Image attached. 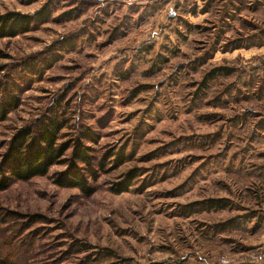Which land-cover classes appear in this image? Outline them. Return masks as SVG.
I'll list each match as a JSON object with an SVG mask.
<instances>
[{"label": "rangeland", "instance_id": "rangeland-1", "mask_svg": "<svg viewBox=\"0 0 264 264\" xmlns=\"http://www.w3.org/2000/svg\"><path fill=\"white\" fill-rule=\"evenodd\" d=\"M45 9L0 38V101L20 100L0 160L59 108L61 142L91 130L105 167L90 196L55 183L67 164L0 190V264H264V0H0V16ZM221 66L233 73L206 78ZM212 198L230 204L187 213ZM249 213L259 226L219 230Z\"/></svg>", "mask_w": 264, "mask_h": 264}, {"label": "trees", "instance_id": "trees-1", "mask_svg": "<svg viewBox=\"0 0 264 264\" xmlns=\"http://www.w3.org/2000/svg\"><path fill=\"white\" fill-rule=\"evenodd\" d=\"M49 17L50 13L46 9L35 15L19 13L1 15L0 38H13L25 34L31 31L36 23H44ZM74 43L72 39L61 41L63 48L72 47ZM57 57L48 58L49 60H45L40 65L38 62L28 64L25 70L39 74L41 67H50L51 61H56ZM232 71L233 68L221 66L218 70L206 76V78H214L217 75L229 76L233 73ZM239 72L241 73V70ZM11 91L15 94L14 90ZM19 105L20 100L16 97V94L9 95L6 100L0 101V120H5L10 111L17 109ZM60 105L58 104V106ZM59 110V108L51 110L31 125L17 130L11 137L0 160V190L9 188L17 180L27 181L37 176H46L54 165L67 164L66 169L57 174L54 180L55 183L61 187L78 188L87 196L94 193L95 189L92 180L96 181L100 176V170L105 167V160L96 163L97 165L93 163L91 148L85 144L86 141H94L95 134L88 130L81 132L77 138L61 142L62 133L68 125V120L64 118V114L60 113ZM70 149L72 153L71 157H68L66 153ZM258 170L260 174H263L264 165H260ZM136 177L137 174L133 173L130 181L117 183L115 191L118 193L129 191L132 185L131 182ZM228 200V198L205 199L188 204L185 209L187 213L194 212L200 206L205 209H225L230 204ZM255 216L256 214L254 213L238 216L232 221H226L218 225L219 230L225 228L228 224H232L230 226L234 228H244L251 222L254 223V227H257L263 217L260 216L255 219ZM88 247V245L82 246L81 249L84 252H88ZM96 254L101 255V253Z\"/></svg>", "mask_w": 264, "mask_h": 264}, {"label": "built area", "instance_id": "built-area-1", "mask_svg": "<svg viewBox=\"0 0 264 264\" xmlns=\"http://www.w3.org/2000/svg\"><path fill=\"white\" fill-rule=\"evenodd\" d=\"M259 258L261 259V258H262V256H259Z\"/></svg>", "mask_w": 264, "mask_h": 264}]
</instances>
